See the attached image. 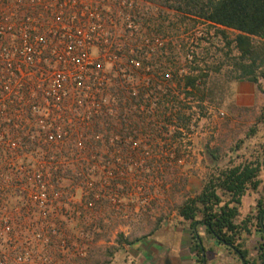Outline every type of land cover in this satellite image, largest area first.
Here are the masks:
<instances>
[{
	"label": "trees",
	"instance_id": "16d2710c",
	"mask_svg": "<svg viewBox=\"0 0 264 264\" xmlns=\"http://www.w3.org/2000/svg\"><path fill=\"white\" fill-rule=\"evenodd\" d=\"M148 1L175 10L184 22H193V27L203 23L209 29H216L215 35L223 41L219 61L205 62L202 66L196 52L188 54L186 50L184 53V45L181 52L175 53L176 60L172 61L171 56L167 58L172 64L170 79H165V68L157 73V79L150 77L148 82L137 85V72H128L131 80L123 84L119 78H114L109 90L115 98L99 99L86 129L66 135L62 140L60 174L64 181L72 183L64 189V204L80 185L84 189L85 204L93 205L99 193V178L111 182L107 192L116 197L120 193L124 196L133 177L147 181L155 178L159 171L169 172L172 160L178 163L182 157V142L192 134L196 109L202 111L206 103L222 104L229 82L250 81L258 90H264V0ZM209 53L208 47L206 54ZM182 54L191 55V66L181 64L179 55ZM223 70L227 72L226 83L218 78ZM81 104L82 110L92 105L88 98H83ZM233 107L240 112L255 110L235 104ZM257 123H264V106ZM259 132L258 125L250 126L246 139L257 137ZM246 139H241L227 154H222L220 148H206L210 164L200 190L185 193L173 206L175 217L189 223L190 252L196 264H207L200 226L205 227L209 237L234 253L242 264H264V197L257 198L255 207L245 216L241 212L246 196L258 194L264 183V141L250 146L245 145ZM168 144L172 145L170 156L157 153ZM226 156L228 160L221 164ZM164 218L163 215L158 218L153 230L161 227ZM23 219L18 222L21 226L25 223ZM53 220L54 215L49 214L46 245L58 247V241L63 239L58 235L61 226L57 225L54 233ZM252 234L260 237L256 258H251L247 247V236ZM24 237L16 236V254L26 249ZM140 240L124 234L118 236L121 245ZM31 259L35 261L33 256ZM11 261L9 264H15Z\"/></svg>",
	"mask_w": 264,
	"mask_h": 264
},
{
	"label": "built area",
	"instance_id": "2783aa9c",
	"mask_svg": "<svg viewBox=\"0 0 264 264\" xmlns=\"http://www.w3.org/2000/svg\"><path fill=\"white\" fill-rule=\"evenodd\" d=\"M160 9L176 13L148 0H0V264H38L27 247L48 243L46 219L64 204L62 140L115 98L113 79L137 72L142 84L164 68L172 78L175 36Z\"/></svg>",
	"mask_w": 264,
	"mask_h": 264
},
{
	"label": "rangeland",
	"instance_id": "374dc122",
	"mask_svg": "<svg viewBox=\"0 0 264 264\" xmlns=\"http://www.w3.org/2000/svg\"><path fill=\"white\" fill-rule=\"evenodd\" d=\"M159 14L163 27H173L176 52H181V48L183 50L186 45L189 48L184 49V53L188 49L196 52L202 66H205V62L219 61V49L223 41L222 37L215 35L216 29H209L203 23H196L193 27V22H184L180 15L165 9H160ZM208 47L210 53L207 55ZM179 56L182 65L191 66L190 57L186 54ZM173 58L176 60L175 57L171 59ZM218 78L226 83L227 72L223 70ZM232 83L226 84L228 89L222 104L206 103L202 111L196 109L192 134L182 142V157L178 163L172 160L169 172L159 171L155 178L147 181L133 177L124 196L120 193L116 197L107 192L111 182L99 178V193L91 206L85 204L84 189L80 185L75 192L70 191L72 195L67 199L68 203L62 205L53 220L56 225L61 226L58 235H62L63 239L58 241V247L34 241L33 245L27 247L34 260L38 264H174L170 257L172 253L167 251L170 249L173 253L178 252L179 264H196L195 256L190 252L189 223L175 217L174 204L185 193L194 194L200 190L209 171L210 159L206 148H220L222 154H227L241 139H246L248 128L255 124L259 126L260 132L257 137L246 139L245 145L258 146L264 141V123H257L262 107H254L255 110L251 112H240L233 107ZM171 150L172 145L168 144L165 150L157 153L166 154L164 157H167ZM227 160L226 156L220 163ZM63 186L65 189L66 186H72V183L67 180L63 182ZM261 196L264 197V183L258 194L246 196L241 208L242 216L255 207L257 198ZM105 199L108 201H104ZM74 208L77 209L74 211ZM162 215L165 218L161 227L153 230ZM199 231L203 232L202 227H199ZM119 234L141 240L131 245H121L118 242ZM25 235L24 225H18L16 236L21 239ZM202 236L207 249V264H242L235 254L226 253L224 245L217 242L212 244L209 236L204 233ZM259 244V235L247 236L251 258H256ZM4 248L9 249L7 246ZM154 255L156 262L151 260ZM160 259L162 262L157 263Z\"/></svg>",
	"mask_w": 264,
	"mask_h": 264
},
{
	"label": "crops",
	"instance_id": "0c3cea01",
	"mask_svg": "<svg viewBox=\"0 0 264 264\" xmlns=\"http://www.w3.org/2000/svg\"><path fill=\"white\" fill-rule=\"evenodd\" d=\"M232 84H233V92H234L232 102H234V104L236 106L247 107V108L256 107L258 109H260L262 106H264V90L263 91L258 90L255 83L250 82V81H233ZM263 86H264V84H263ZM244 202H245V200H244ZM200 227H202V230H203V232L202 233L200 232V233L202 235H203V233L207 235V233L205 231V227L204 226H200ZM207 236H209V235H207ZM190 240H191L190 241V247H191L192 246L191 234H190ZM154 242H157V240H154ZM210 242L212 244L216 243V241L211 237H210ZM155 246H153V247H155ZM224 250L228 254L232 253L225 246H224ZM167 251L170 252V254L172 253V255H170V257L173 259L174 264H179L178 252L176 251L173 253L170 251V249ZM232 254H234V253H232ZM154 258H156L155 255L153 256V258H151V260L156 262V260ZM161 262H162V260L160 259V260H158L157 263H161Z\"/></svg>",
	"mask_w": 264,
	"mask_h": 264
}]
</instances>
